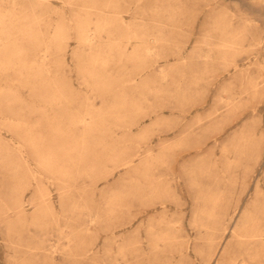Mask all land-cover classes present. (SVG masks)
Returning a JSON list of instances; mask_svg holds the SVG:
<instances>
[{"label":"rangeland","instance_id":"obj_1","mask_svg":"<svg viewBox=\"0 0 264 264\" xmlns=\"http://www.w3.org/2000/svg\"><path fill=\"white\" fill-rule=\"evenodd\" d=\"M0 79V264H264V0H0Z\"/></svg>","mask_w":264,"mask_h":264},{"label":"bare ground","instance_id":"obj_2","mask_svg":"<svg viewBox=\"0 0 264 264\" xmlns=\"http://www.w3.org/2000/svg\"><path fill=\"white\" fill-rule=\"evenodd\" d=\"M116 1V0H115ZM119 2V1H118ZM141 2V1H140ZM110 4V3H109ZM115 4V3H114ZM88 5V4H87ZM84 6V5H83ZM106 6H108V4L106 5ZM115 12V11H114ZM128 12V11H127ZM97 14V13H96ZM88 15V14H87ZM115 15V14H114ZM68 17V16H67ZM15 20V19H14ZM86 21V20H85ZM122 21V20H121ZM88 23V22H87ZM104 24V23H103ZM123 24V23H122ZM81 25V24H80ZM85 25V24H84ZM98 25V24H97ZM105 25V24H104ZM124 25V24H123ZM87 26V25H86ZM99 26V25H98ZM103 26V25H102ZM125 26V25H124ZM83 27V26H82ZM90 27V26H89ZM97 28V27H96ZM80 29H81V27H80ZM83 29V28H82ZM129 29V28H128ZM87 30V29H86ZM93 38V37H92ZM91 38V39H92ZM90 39V38H89ZM90 39V40H91ZM94 39V38H93ZM87 41V40H86ZM89 41V40H88ZM88 41H87V43H88ZM99 42V41H98ZM102 42V41H101ZM105 42V41H104ZM83 43V42H82ZM7 46V45H6ZM108 46V45H107ZM101 47V46H100ZM7 48V47H6ZM76 48V47H75ZM3 49H5L4 47H3ZM124 49V48H123ZM127 49V48H126ZM125 50V49H124ZM148 51H150V50H148ZM5 52V51H4ZM18 55V54H17ZM124 56V55H123ZM122 56V57H123ZM19 57V56H18ZM17 57V58H18ZM99 58V57H98ZM100 59V58H99ZM111 59H113V57L111 58ZM101 60V59H100ZM9 61V60H8ZM96 61V60H95ZM120 61V60H119ZM138 61V60H137ZM11 62V61H10ZM22 65V64H21ZM64 65V64H63ZM94 65H95V63H94ZM29 66V65H28ZM13 67V66H12ZM37 67V66H36ZM14 69V68H13ZM25 69V68H24ZM5 70V69H4ZM12 70V69H11ZM5 73H8V72H5ZM43 75V74H42ZM69 77V76H68ZM4 78V77H3ZM39 78V77H38ZM41 78V77H40ZM62 78V77H61ZM27 79V78H26ZM42 79H43V77H42ZM74 79V78H73ZM1 80V79H0ZM21 80V79H20ZM5 81H6V78H5ZM43 81V80H42ZM48 81H49V79H48ZM2 82H3V80H2ZM36 82H38V81H36ZM41 82V81H40ZM53 82V81H52ZM41 84V83H40ZM12 85V84H11ZM47 85V84H46ZM84 85V84H83ZM55 86V85H54ZM38 87V86H37ZM56 87V86H55ZM26 88V87H25ZM24 90V89H23ZM41 90V89H40ZM56 90H57V88H56ZM58 91V90H57ZM61 91V90H60ZM59 92V91H58ZM84 92V91H83ZM24 94V93H23ZM60 94V93H59ZM27 95V94H26ZM53 97V96H52ZM71 100V99H70ZM52 101V100H51ZM48 106V105H47ZM49 107V106H48ZM89 107V106H88ZM49 109V108H48ZM83 109V108H82ZM77 111V110H76ZM91 112V111H90ZM97 114V113H96ZM75 122V121H74ZM82 122V121H81ZM24 154V153H23ZM22 154V155H23ZM63 195V194H62ZM37 206V205H36ZM40 208L42 207V208H44L43 206H39ZM38 207V208H39ZM47 207V206H46ZM38 210V209H37ZM31 211V210H30ZM41 211V210H40ZM47 211V210H46ZM31 215V214H30ZM247 224V223H246ZM247 226H249L248 224H247ZM249 228V227H248ZM235 231H234V233H233V236H235V237H238V238H242V239H244V240H247L249 243H255L254 241H257V239L260 237V238H262L263 236L262 235H260L259 234V232H258V230L257 229H255V230H252V231H250V232H247V229L245 228V225L243 224V225H238L235 229H234ZM261 245H264L263 243L261 244ZM261 248H263V246L261 247ZM225 248H224V250H223V253H225ZM123 253V252H122ZM226 254V256H227V258H229V256H228V252L227 253H225ZM232 264H239L237 261H234ZM241 264H255V263H252V262H249L247 259L246 260H244Z\"/></svg>","mask_w":264,"mask_h":264}]
</instances>
